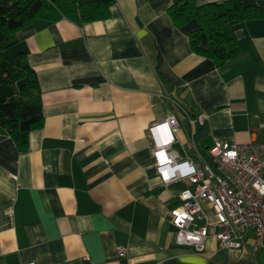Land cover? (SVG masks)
Instances as JSON below:
<instances>
[{
	"label": "crops",
	"instance_id": "crops-1",
	"mask_svg": "<svg viewBox=\"0 0 264 264\" xmlns=\"http://www.w3.org/2000/svg\"><path fill=\"white\" fill-rule=\"evenodd\" d=\"M175 1L113 0L102 19L38 17L15 31L43 124L25 149L0 126V264H264L250 239L209 237L200 252L175 242L169 208L194 185L161 182L148 130L175 115L172 149L194 161L213 137L264 139V16L234 26L242 52L217 65L190 49L195 21L172 23Z\"/></svg>",
	"mask_w": 264,
	"mask_h": 264
},
{
	"label": "built area",
	"instance_id": "built-area-1",
	"mask_svg": "<svg viewBox=\"0 0 264 264\" xmlns=\"http://www.w3.org/2000/svg\"><path fill=\"white\" fill-rule=\"evenodd\" d=\"M195 120L202 123L203 116L197 115ZM178 129L175 115L148 128L161 182L165 185L186 178L194 185L181 190L178 202L169 208L175 242L200 252L209 237L220 248H241L250 239L252 253L264 252V139L226 142L213 137L207 159L194 161L178 158L172 149ZM116 251L119 256L126 254L121 245Z\"/></svg>",
	"mask_w": 264,
	"mask_h": 264
},
{
	"label": "trees",
	"instance_id": "trees-1",
	"mask_svg": "<svg viewBox=\"0 0 264 264\" xmlns=\"http://www.w3.org/2000/svg\"><path fill=\"white\" fill-rule=\"evenodd\" d=\"M113 0H0V126L20 149L27 147L28 132L43 124L36 73L25 52H5L16 43L15 31L34 18L49 21L61 17L82 24L108 16ZM176 27L195 21L189 31L190 49L222 65L241 52L234 26L261 18L264 10L256 0H223L197 4L177 0L167 8Z\"/></svg>",
	"mask_w": 264,
	"mask_h": 264
},
{
	"label": "rangeland",
	"instance_id": "rangeland-1",
	"mask_svg": "<svg viewBox=\"0 0 264 264\" xmlns=\"http://www.w3.org/2000/svg\"><path fill=\"white\" fill-rule=\"evenodd\" d=\"M5 52H6L7 54H11V53H12V49H10V48H9V49H6Z\"/></svg>",
	"mask_w": 264,
	"mask_h": 264
}]
</instances>
